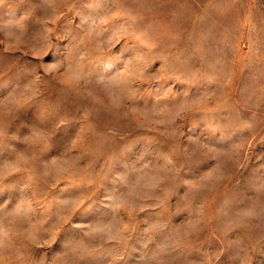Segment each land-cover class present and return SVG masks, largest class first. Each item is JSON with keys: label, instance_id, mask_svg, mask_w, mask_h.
I'll use <instances>...</instances> for the list:
<instances>
[{"label": "rangeland", "instance_id": "1", "mask_svg": "<svg viewBox=\"0 0 264 264\" xmlns=\"http://www.w3.org/2000/svg\"><path fill=\"white\" fill-rule=\"evenodd\" d=\"M0 264H264V0H0Z\"/></svg>", "mask_w": 264, "mask_h": 264}]
</instances>
